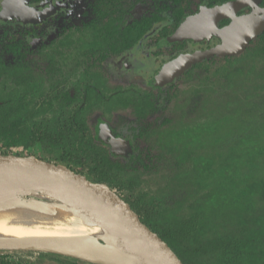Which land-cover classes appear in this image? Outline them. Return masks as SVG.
<instances>
[{"label": "flooded vegetation", "instance_id": "obj_1", "mask_svg": "<svg viewBox=\"0 0 264 264\" xmlns=\"http://www.w3.org/2000/svg\"><path fill=\"white\" fill-rule=\"evenodd\" d=\"M139 1L133 0L137 4ZM146 1L142 11H134L135 5L132 12H124L125 6L119 7L122 0H0V66L7 64L15 72L19 67L25 73L20 78L22 83L9 80L10 76L6 83L0 81V89L4 88L10 97L25 96L35 111H71L86 123L97 146L123 167L128 165L130 172L134 166L139 168L135 171L139 175L153 172L149 166L140 167V162L163 159L148 147L145 138L153 128L162 135L173 134L176 113H165L185 110L179 105L174 107L173 102L179 88L184 87L183 79L198 68L200 59L161 83L157 74L179 55L208 51L201 59L211 55L213 60L212 56L218 54L213 50L221 42L216 35L199 40L170 37L186 17L198 13L202 6L211 8L230 0H197L193 4L191 0ZM184 1L192 4L188 12L180 7ZM252 2L264 9V0ZM251 11L246 5L234 13L241 16ZM125 14L132 17L126 19ZM111 21L106 29L105 24ZM211 23V13H204L203 20L188 29L210 32ZM216 23L223 28L230 18L223 17ZM94 35L101 36L104 44L96 46ZM257 35L259 38L260 33ZM86 45L92 50L91 56L75 60L64 71L61 55L72 49L70 54L76 58L79 47ZM37 57L46 64L36 62ZM89 58L90 65L79 70ZM69 74L81 77L72 78L69 85ZM37 98H41L44 108L35 104ZM54 104L57 107L53 108ZM100 130L109 133L106 140L100 137Z\"/></svg>", "mask_w": 264, "mask_h": 264}, {"label": "trees", "instance_id": "obj_2", "mask_svg": "<svg viewBox=\"0 0 264 264\" xmlns=\"http://www.w3.org/2000/svg\"><path fill=\"white\" fill-rule=\"evenodd\" d=\"M259 39L264 42V31ZM243 67L234 70L241 75ZM15 69L16 72L14 67L1 65L0 81L6 83L11 76L9 80L14 78L16 83H22L25 73L19 67ZM4 90V88L0 89L1 154H9L16 148L19 153L17 155H29V149L35 148L46 161L61 162L72 168V164L79 165L90 181L104 183L110 189L116 187L125 190L127 193L122 195V199L138 214L141 222L167 243L183 264H230L229 261L226 262V257L230 258L231 264H264V248L258 247L264 239V209L257 212L255 208L257 202H260L261 206L264 204V160L258 161L260 157H264V122L252 124V116L247 115L245 119L250 121V124L244 127L246 124L241 123L237 117L238 111L203 121L208 134L212 136L215 132L219 133L221 129L227 128L223 132L224 140L233 131L228 132L232 128L231 125L237 128L238 136L236 139L229 138L234 143L228 144V151L218 152L220 155L218 160L215 157V160L206 161V165L215 166V171L221 175L217 193H224L222 198L230 199L226 203L229 209H235L240 224L238 228H244L238 230V235H235L221 232L217 225L207 221L214 213L211 208L221 199L215 195L216 191L209 192L205 200L199 201L201 205L197 204L193 208L196 209L193 217H188L175 225L169 221V218L171 200L177 202L176 197L164 192L146 198L139 195L138 191H134V186L138 182L136 181L138 179L134 178L135 174L138 176L135 171L139 168L135 169L134 166L133 172H130L131 168L128 170V165L123 167L117 159L111 158L104 148L95 144L91 132L86 129L85 122L74 114H70L68 118L60 114L52 121L33 119L31 126L26 127L28 119L40 111H25L30 106L31 100L27 101L28 99L23 95L10 97ZM253 109L250 111H254ZM218 133L213 137L215 140L219 138ZM175 134L178 138L189 135V129L183 127L175 131ZM204 146L211 145L204 144ZM159 162V160L149 163L140 162V167L149 166L150 171L155 172L159 169ZM260 162L262 163L260 175H247L245 170H252L260 165ZM229 189L232 191L231 196L227 192ZM208 231L213 234L211 238L205 237ZM208 248L213 249V252L221 248L220 252H217V255L220 254L212 258L209 256L204 262L200 261L198 259L200 251L204 252ZM259 261L261 263H258Z\"/></svg>", "mask_w": 264, "mask_h": 264}, {"label": "rangeland", "instance_id": "obj_3", "mask_svg": "<svg viewBox=\"0 0 264 264\" xmlns=\"http://www.w3.org/2000/svg\"><path fill=\"white\" fill-rule=\"evenodd\" d=\"M122 1L123 5H120L119 7L123 8L125 6L124 12L127 10L132 12V7L135 5L136 8L134 11H136L137 8L142 11L148 4H143L146 0L139 1V4L133 2V0ZM195 1L197 0H191L192 4ZM192 4H187V2L184 1L180 7L185 8L188 12L189 5L190 8H192ZM131 14L134 16L136 13L133 12ZM125 16L127 17L126 19L132 17L130 14H125ZM111 25L112 21L111 24L107 23L104 27H111ZM58 28H60V26ZM261 33L262 31L260 34ZM60 34H62V32ZM94 37H97V39L94 40L96 46L104 44L101 36L94 35ZM70 51L73 52L72 49ZM70 51L67 52V54L61 55L60 58L64 71H66V69L69 70L72 65L71 63H74L75 60H82L86 57H90L91 55L89 52L92 50L89 51L87 45L83 48L79 47L80 53L76 54V58L72 56L73 54H70ZM76 51L78 52V48ZM210 56L211 55H208L207 57L205 56V58L200 59L197 65L198 68L189 72L186 75V78L183 79L184 87L179 88V93H177L178 96H176L173 104L174 107L179 105L181 109L184 108L185 110H181L180 113L179 111H166L165 113V115L168 116H175L176 113L175 124L171 129L173 134L169 132L167 135H162L161 132L155 128L148 132V137L145 138L146 144L154 152L160 153L163 159H159L160 166L157 171L145 174L140 173L141 175L137 173L138 176L135 174L136 177L134 178L138 179L136 180L138 182L134 186V191H138L140 193L139 195H143V197L146 198L148 196L155 197L164 192L174 195L177 202L171 200L172 205L170 206L169 221H172L175 225L179 222H183L188 217H193V212L196 210L193 208H195L197 204L201 205L199 201L205 200L209 192L215 193L216 191L215 195L221 199L218 204L214 205L215 207L211 208L214 213L210 217L211 219H207V221L217 225L221 232L224 231L225 233L238 235V230H243L244 228H238L240 224L237 220L235 209H229L226 202L230 199L222 198L224 193H217L219 191L218 183L219 180H221V175L217 174L215 166L210 164L206 165V161H210L211 159L215 160V157L217 160L220 158L218 152L225 150V152H223L226 153L228 151V144L234 143V141L229 140V138L236 139L238 136V134H236L237 128L231 125L232 128L228 132L231 130L233 131L228 138L224 140L222 136L227 128L221 129L219 133L215 132L212 136L211 134H208L203 121L213 120L217 117L229 115L233 111H238L237 117L241 123L246 124L244 127L250 124V121L245 119L247 115L252 116V124L264 122V42L258 37H255L250 39L247 45L239 52L224 57H222V55L214 54V56H212L214 58L213 60ZM90 59L91 58L84 60V63L82 67H79V70L88 67L90 65L88 63ZM36 62L46 64L44 59H42L41 62L38 57L36 58ZM199 67H201V69ZM240 67H243L241 75L236 72ZM233 71H235V73ZM227 72L231 73L227 74ZM70 76H68V78L70 77L69 85L72 82V78L78 77V79H80L81 77L76 75ZM40 101L41 98H37L35 104L41 105L42 103ZM45 105L47 106V104ZM41 106L44 108V105ZM55 107H57L56 104L53 105V108ZM34 108L35 106L30 104L25 111H35ZM251 109L254 111H250ZM71 113V111H40V113L30 117L31 119H28L26 127L31 126V121H33V119H47L52 121L60 114L65 116L64 118H68ZM229 122L231 123V121ZM183 127H188L189 135H182L178 138L175 131L182 129ZM217 133L220 140L219 138L217 140L213 138ZM204 144L211 146L203 147ZM28 152L37 158L42 159V155L35 148H30ZM11 154L17 155L19 153L15 148ZM260 160L263 162L264 157H260L258 161ZM50 162L61 164L73 172L85 176L79 165L76 166L72 164V168L61 162ZM261 162L260 165L252 168V170H245V172L248 173L247 175H260ZM111 189L121 198L122 195H126L127 193L125 190L116 187ZM227 192H229L230 196L232 195L231 189ZM174 196L172 197L175 198ZM211 206L212 205H209V207ZM262 206H264V204H262ZM262 206L260 202L256 203L255 208H257V212L264 209ZM212 236L213 234L211 232L205 234L206 238H211ZM258 247L264 248V239L261 240ZM208 249L204 250V252L200 251V254L198 255L200 261H206L209 256L210 258L217 257L220 254L217 255V252L221 250V248H219L218 251L213 252V249ZM225 259L227 260L226 262L229 261L231 264L229 257H226ZM258 263L261 262L259 261ZM0 264L94 263L42 250L2 248L0 249Z\"/></svg>", "mask_w": 264, "mask_h": 264}, {"label": "water", "instance_id": "obj_4", "mask_svg": "<svg viewBox=\"0 0 264 264\" xmlns=\"http://www.w3.org/2000/svg\"><path fill=\"white\" fill-rule=\"evenodd\" d=\"M246 5H250L252 11L248 14L236 16L234 11ZM254 9L258 11L256 24L252 28L243 31L242 34L239 32L240 36L238 39H230L229 33L238 32L239 27L256 15L252 14ZM208 12L211 13L212 21L210 32L198 30L195 27L192 30L188 29L189 25L201 22L203 14ZM223 17L230 18V23L223 28H218L216 22ZM263 20L264 9L256 7L252 0H230L211 8L202 6L198 13L186 17L179 24L170 40L183 38L193 40L209 39L211 36L216 35L221 42L213 51L223 55L233 54L239 52L249 39L255 38L263 30ZM242 21L245 22L236 29L237 22ZM223 36L226 37V42ZM205 53H208V51H196L191 54L179 55L166 63L156 78L161 83L176 77L191 63L206 55ZM99 134L103 140H106L109 136L108 132L103 134L101 130ZM111 141L113 143L116 142L113 139ZM0 186H16L18 190H25L24 187H29L26 189L27 193L21 194L23 200L33 199L47 202L49 199L45 197V193L62 197L91 215L108 232L105 238L99 237L94 241L90 237H86V239H80L79 237L21 239L26 241L36 240L46 246L45 249L28 248L29 250H42L85 260L83 257L71 253H63L61 250L90 251L91 246L89 243L93 241L94 245L97 244L106 251L113 252L126 264H183L167 243L141 222L138 214L117 193L106 184L92 182L84 175L75 173L61 164L39 159L32 154L0 153ZM88 238L89 240H87ZM14 240L16 241V239ZM2 248L23 249L1 246L0 249Z\"/></svg>", "mask_w": 264, "mask_h": 264}, {"label": "bare ground", "instance_id": "obj_5", "mask_svg": "<svg viewBox=\"0 0 264 264\" xmlns=\"http://www.w3.org/2000/svg\"><path fill=\"white\" fill-rule=\"evenodd\" d=\"M249 21L244 23L237 22L239 31L233 34L229 33L230 39H238L240 33L252 28L256 24L258 11L254 9ZM240 32V33H239ZM226 42V37L223 36ZM25 190H18L16 186H0V247H16L23 249H45V245L38 241L21 240L23 238L39 239L43 237L68 238L86 237L93 238V241L99 237L105 238L107 230L86 213L83 209L72 204L68 200L45 193L49 199L47 202L37 200H23L21 194L27 193ZM16 239V241L14 240ZM89 240V238L87 239ZM91 241L90 251H66L85 260L102 264H126L124 261L111 251H106L99 245H94ZM60 250V249H59Z\"/></svg>", "mask_w": 264, "mask_h": 264}, {"label": "clouds", "instance_id": "obj_6", "mask_svg": "<svg viewBox=\"0 0 264 264\" xmlns=\"http://www.w3.org/2000/svg\"><path fill=\"white\" fill-rule=\"evenodd\" d=\"M12 153V152H11Z\"/></svg>", "mask_w": 264, "mask_h": 264}]
</instances>
